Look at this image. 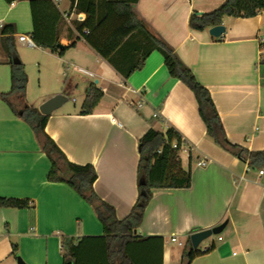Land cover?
I'll return each instance as SVG.
<instances>
[{
    "label": "crops",
    "instance_id": "obj_1",
    "mask_svg": "<svg viewBox=\"0 0 264 264\" xmlns=\"http://www.w3.org/2000/svg\"><path fill=\"white\" fill-rule=\"evenodd\" d=\"M224 1L138 0L133 9L209 89L229 140L264 150V11L253 17L225 16L220 37L210 34L211 27L197 30L189 23L194 11H209ZM78 14L70 0H0V94L12 86L1 37L13 35L28 71L27 105L38 108L56 94L68 96L49 115L45 130L71 162L94 165V188L119 219L138 198L139 139L151 127L166 131L173 125L188 142L180 156L184 168L191 165L192 185L153 190L136 231L151 237L145 241L148 262L183 264L191 232L228 220L202 248L210 249L190 264H264V168L241 161L208 136L194 92L170 75L160 51H152L143 67L125 79L83 38L77 39L70 22ZM22 34L47 45L77 42L60 55L29 46L19 39ZM29 52L37 59L40 86L46 88L37 97L29 86ZM91 83L104 94L92 113L81 114ZM75 92L82 96L80 105L66 106ZM14 104L17 112L0 97V197L28 199L31 206L0 207V264H18L13 243L25 264H63V235L101 236L103 225L72 187L47 179L51 161L21 116L24 106ZM201 160L206 164L199 165Z\"/></svg>",
    "mask_w": 264,
    "mask_h": 264
},
{
    "label": "trees",
    "instance_id": "obj_2",
    "mask_svg": "<svg viewBox=\"0 0 264 264\" xmlns=\"http://www.w3.org/2000/svg\"><path fill=\"white\" fill-rule=\"evenodd\" d=\"M137 1L70 0L71 9L86 15L83 21L70 22L78 33L77 39L83 38L125 79L143 67L152 51H160L170 75L180 79L194 92L208 136L241 161L257 168L264 167V150H249L229 140L209 89L196 78L192 69L180 60L174 49L138 17L133 9V4ZM261 11H264V0H225L212 10L194 11L190 15L189 23L194 29L204 30L221 25L225 16L253 17ZM86 29L88 33L84 32ZM76 42L77 40H71L64 47H59V40L53 45L42 42L36 44L61 55L69 47L75 46ZM1 44L11 66L12 86L10 91L1 93L0 97L15 112L18 110L14 100L24 106L21 116L32 127L51 161L47 179L64 182L72 187L92 206L103 225L104 233L101 236H83L77 239L63 235V264H150V248L145 241L151 237L144 238L136 231L153 197L154 189L188 188L192 185L191 165L187 169L184 168L180 156L183 145H188L187 140L173 125H169L166 131L151 127L142 135L139 139L138 198L130 213L119 219L114 206L103 200L94 188L98 177L94 165L71 162L45 130L49 115L40 113L37 107L27 105L25 96L28 73L18 57L15 37L5 35L1 37ZM14 59L19 62L15 63ZM261 64L264 70V60ZM103 94L102 89L91 83L81 106V114L92 113ZM30 206L28 199L0 197V207ZM192 233L187 236L184 244L183 264H190L194 258L210 249L209 247L204 251L194 248L191 243ZM12 254L20 257L16 243L12 244Z\"/></svg>",
    "mask_w": 264,
    "mask_h": 264
},
{
    "label": "water",
    "instance_id": "obj_3",
    "mask_svg": "<svg viewBox=\"0 0 264 264\" xmlns=\"http://www.w3.org/2000/svg\"><path fill=\"white\" fill-rule=\"evenodd\" d=\"M226 27L221 24V25H216L210 28L209 32L212 36L214 37H220L222 34L225 32ZM63 45L59 43V47H62ZM15 63H18V59H14ZM97 81V80H96ZM65 101H67V97L63 94H56L52 96L51 98L47 99L44 101L40 106H39V111L40 113L44 115H50L54 110L59 108ZM143 182V180H141ZM228 223V220H225L221 224H218L214 227L203 229V230H198L195 231L191 234V243L194 248H198L199 244L209 236L213 234H220L224 228L226 227ZM18 264H25V262L19 257L18 258Z\"/></svg>",
    "mask_w": 264,
    "mask_h": 264
},
{
    "label": "rangeland",
    "instance_id": "obj_4",
    "mask_svg": "<svg viewBox=\"0 0 264 264\" xmlns=\"http://www.w3.org/2000/svg\"><path fill=\"white\" fill-rule=\"evenodd\" d=\"M262 49H263V52H262V60H264V46L262 47ZM29 54H30V52H29ZM29 54H28L27 57H28V60H29V67H30L31 75H32L31 76L32 77L31 83H30L29 86H31L30 87V91H31L32 95L34 97H37L38 95L43 94L45 92L46 88L44 86H40L38 67H37V65L35 63L37 61V59L36 58H33L31 56V54L30 55ZM73 97L77 100L76 102H74L72 100ZM81 99H82V96L79 93H76L75 92L74 94H70L69 95V101H68V103H67L66 106L71 105V104L73 105L74 103H76L77 105H80ZM38 108H39V106H38ZM217 236H218L217 234H213V235L209 236L208 238L204 239L199 244L198 248L202 249L206 244H208L209 242H211L214 238H217Z\"/></svg>",
    "mask_w": 264,
    "mask_h": 264
},
{
    "label": "built area",
    "instance_id": "obj_5",
    "mask_svg": "<svg viewBox=\"0 0 264 264\" xmlns=\"http://www.w3.org/2000/svg\"><path fill=\"white\" fill-rule=\"evenodd\" d=\"M79 15H80V13L78 14V16H77L76 19H77L78 21H83L85 18L82 19ZM69 21H71V19H70ZM84 32L88 33V30L86 29V30H84ZM19 39H20L21 41L26 42L29 46H34V45H36L34 39H33L31 36H28V35H24V34H22V35L19 36ZM154 116H157V114H154ZM198 164H199V165H205L206 162H205L204 160H201V161L198 162ZM260 173L263 174V173H264V170L261 169V170H260ZM172 241H177L180 245H183V242L177 240L176 237H172ZM203 250L206 251L207 248H204Z\"/></svg>",
    "mask_w": 264,
    "mask_h": 264
}]
</instances>
